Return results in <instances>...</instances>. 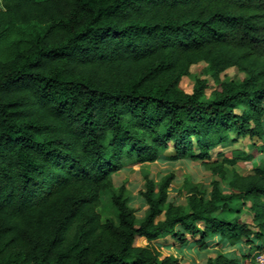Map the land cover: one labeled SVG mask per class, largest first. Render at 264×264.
I'll use <instances>...</instances> for the list:
<instances>
[{
    "label": "trees",
    "instance_id": "1",
    "mask_svg": "<svg viewBox=\"0 0 264 264\" xmlns=\"http://www.w3.org/2000/svg\"><path fill=\"white\" fill-rule=\"evenodd\" d=\"M201 61L216 83L187 92ZM233 66L244 77L220 79ZM240 139L251 151L222 149ZM160 159L199 161L211 189L177 202L172 172L145 174L138 217L113 175ZM105 191L116 218L98 210ZM217 234L249 250L204 264L264 246V0H1L0 264H181L160 238Z\"/></svg>",
    "mask_w": 264,
    "mask_h": 264
},
{
    "label": "rangeland",
    "instance_id": "2",
    "mask_svg": "<svg viewBox=\"0 0 264 264\" xmlns=\"http://www.w3.org/2000/svg\"><path fill=\"white\" fill-rule=\"evenodd\" d=\"M219 77L220 79H232L239 81L244 77V73L238 70L237 67L233 66L222 72ZM197 78H206L210 87H213L216 83L207 64L201 61L191 66L190 73L182 77L180 86L185 91L191 92ZM207 91H209V89H207ZM235 148H238L239 150L244 149L251 151V147L247 139H240L235 144L225 145L222 149L229 154L232 150H235ZM219 149L221 148L219 147ZM249 168L250 166L248 165L245 169ZM170 172H172L175 176L167 189L170 199L177 202H184L191 185H197L200 189L204 190L205 196L208 195L211 189V181L214 176L199 161L186 159H160L144 164L128 163L124 168L120 169L113 175V180L115 186L122 183L125 184L129 192L130 204L135 208L137 216L142 217L148 208V205L141 194V191L144 189V175L147 174L148 177L154 181H159L162 176ZM231 205L233 207L240 208L241 212L239 216L241 219L251 223L252 218L250 215V202L246 201L242 203L241 200L236 199L231 203ZM98 210L101 212L103 219L108 217L116 218V210L110 201L109 191L103 192L102 202ZM135 243L145 245L147 241L143 237H137ZM245 247L249 250L247 246ZM159 248L162 255H177L181 260V264H192L194 261L196 263H202L206 257V255H203L206 254V251L198 250L197 247H194L193 249H181L177 243H173L172 245H163ZM227 252L232 254L229 250H227ZM241 253L242 251L240 250L238 256L241 257ZM212 255L214 254L212 253ZM242 264H255V262H253L251 257H249L248 259L243 260Z\"/></svg>",
    "mask_w": 264,
    "mask_h": 264
},
{
    "label": "crops",
    "instance_id": "3",
    "mask_svg": "<svg viewBox=\"0 0 264 264\" xmlns=\"http://www.w3.org/2000/svg\"><path fill=\"white\" fill-rule=\"evenodd\" d=\"M256 143L257 144H261L262 140L259 139L258 141H256ZM261 156H263V153L262 152H258L257 156L254 159L258 160V158H260ZM248 170H250V168ZM250 212H251L250 215H251V218H252V210ZM251 223H252V220H251ZM218 242H220V243L218 244ZM173 243H176V242L169 235L168 236H164V237L159 239V245L160 246L167 245V244L172 245ZM178 245H179V248H181V249H184V248L193 249L194 247H197L198 250L206 251V254H203V255H206L204 262L196 263L194 261L192 264H204L209 257H214L218 252L225 253V252H227V250H229L232 253L231 254L232 256H238V254L240 253V250H245L246 249L245 246L249 247L248 246L249 244L246 245V242L244 240H242V239L241 240H230V239H227V238H221V236L218 235V234L214 235L211 238H208L206 240V245L204 247H202V248L197 246L195 244V242H193L192 240H189L187 243H185L183 245H180V244H178ZM212 253L214 255H212ZM175 256H177V255H175Z\"/></svg>",
    "mask_w": 264,
    "mask_h": 264
},
{
    "label": "built area",
    "instance_id": "4",
    "mask_svg": "<svg viewBox=\"0 0 264 264\" xmlns=\"http://www.w3.org/2000/svg\"><path fill=\"white\" fill-rule=\"evenodd\" d=\"M251 259L255 264H264V246H261L252 251Z\"/></svg>",
    "mask_w": 264,
    "mask_h": 264
}]
</instances>
